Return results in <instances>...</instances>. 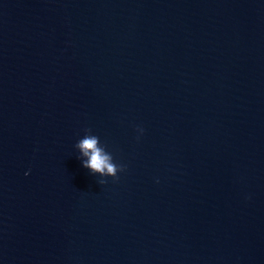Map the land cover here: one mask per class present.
Wrapping results in <instances>:
<instances>
[{"label": "water", "instance_id": "1", "mask_svg": "<svg viewBox=\"0 0 264 264\" xmlns=\"http://www.w3.org/2000/svg\"><path fill=\"white\" fill-rule=\"evenodd\" d=\"M0 264H264V0H0Z\"/></svg>", "mask_w": 264, "mask_h": 264}, {"label": "clouds", "instance_id": "2", "mask_svg": "<svg viewBox=\"0 0 264 264\" xmlns=\"http://www.w3.org/2000/svg\"><path fill=\"white\" fill-rule=\"evenodd\" d=\"M137 131L142 135L143 129L138 128ZM85 135L80 139L75 147L81 153V156L86 158L82 161V166L90 171L92 175L101 177L97 183L100 185L106 184V179L112 178L114 182H118V173L126 171V165H117L113 156L106 150V147H101L98 136L91 134V129L85 130ZM158 182V181H157Z\"/></svg>", "mask_w": 264, "mask_h": 264}]
</instances>
